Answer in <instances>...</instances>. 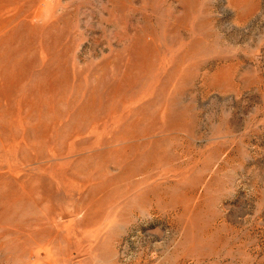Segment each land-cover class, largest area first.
<instances>
[{
  "label": "rangeland",
  "instance_id": "1",
  "mask_svg": "<svg viewBox=\"0 0 264 264\" xmlns=\"http://www.w3.org/2000/svg\"><path fill=\"white\" fill-rule=\"evenodd\" d=\"M0 264H264V0H0Z\"/></svg>",
  "mask_w": 264,
  "mask_h": 264
}]
</instances>
